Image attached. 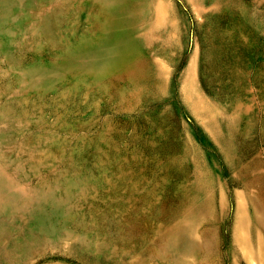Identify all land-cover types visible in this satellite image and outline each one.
Here are the masks:
<instances>
[{
	"label": "rangeland",
	"instance_id": "rangeland-1",
	"mask_svg": "<svg viewBox=\"0 0 264 264\" xmlns=\"http://www.w3.org/2000/svg\"><path fill=\"white\" fill-rule=\"evenodd\" d=\"M0 264H264V0H0Z\"/></svg>",
	"mask_w": 264,
	"mask_h": 264
}]
</instances>
